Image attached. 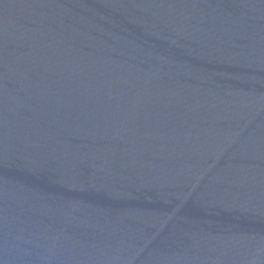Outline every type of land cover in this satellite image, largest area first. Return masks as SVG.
<instances>
[{"label":"water","instance_id":"1","mask_svg":"<svg viewBox=\"0 0 264 264\" xmlns=\"http://www.w3.org/2000/svg\"><path fill=\"white\" fill-rule=\"evenodd\" d=\"M0 264H264V0H0Z\"/></svg>","mask_w":264,"mask_h":264}]
</instances>
